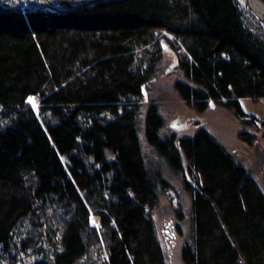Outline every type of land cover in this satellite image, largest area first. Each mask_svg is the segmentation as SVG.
I'll return each instance as SVG.
<instances>
[{"label": "trees", "instance_id": "16d2710c", "mask_svg": "<svg viewBox=\"0 0 264 264\" xmlns=\"http://www.w3.org/2000/svg\"><path fill=\"white\" fill-rule=\"evenodd\" d=\"M252 24L238 0H107L69 12L0 3V255L41 236L49 243L31 264H167L138 136L142 89L165 41L185 77L174 83L182 101L264 125L239 103L264 98V39ZM162 125L151 102L146 140L191 197L182 263L264 264V182L206 129L176 140Z\"/></svg>", "mask_w": 264, "mask_h": 264}, {"label": "rangeland", "instance_id": "374dc122", "mask_svg": "<svg viewBox=\"0 0 264 264\" xmlns=\"http://www.w3.org/2000/svg\"><path fill=\"white\" fill-rule=\"evenodd\" d=\"M64 1L66 6L63 9H57L58 4L53 0H47V3L49 2L47 6L40 0H0V3L21 9L41 6L58 12H63L68 6L77 7L71 0ZM238 2L251 14L253 31L264 39V21L258 19L240 0ZM162 47H164L162 58L157 63L151 78L144 85L145 96L142 94L137 127L144 161L159 197L153 210V219L164 249L166 263L183 264L180 256L181 248L185 242H190L192 239L191 197L183 186L181 176L171 171L165 159L146 140L144 121L149 104L155 102L159 107L163 118L159 132L161 137L172 136L177 140L192 135L202 127L249 171L260 186L264 182V125L260 123L253 126L245 125L232 112L217 104L211 103L210 107L198 112L182 101L175 91L174 83L185 80L184 74L178 67L174 51L165 41H162ZM38 103L37 97L31 98V104L35 109ZM239 103L247 114L264 119V98L258 100L241 98ZM245 136L252 138L242 139ZM91 224L98 226L95 217H92ZM25 237L22 235L20 238L24 240ZM38 237L32 239L33 244L26 248L16 246L15 250H6L5 255H0V264H31L41 259L36 251L37 246L40 243L45 246L49 242L46 239L42 240L41 236ZM20 238L15 240L17 244H20ZM56 241L58 239L55 236L50 242ZM46 247H48L46 251L53 254L55 248H50V245ZM11 257L15 258L14 262L10 260Z\"/></svg>", "mask_w": 264, "mask_h": 264}, {"label": "bare ground", "instance_id": "6f19581e", "mask_svg": "<svg viewBox=\"0 0 264 264\" xmlns=\"http://www.w3.org/2000/svg\"><path fill=\"white\" fill-rule=\"evenodd\" d=\"M43 5L48 4L47 0H40ZM55 1L58 6L57 9H63L66 6L64 0H53ZM247 8L260 20L264 21V5L259 0H240ZM50 5V4H49ZM48 5V6H49ZM47 6V5H46ZM82 11V10H81ZM77 12V11H76ZM144 89V88H143ZM145 91V90H144Z\"/></svg>", "mask_w": 264, "mask_h": 264}, {"label": "water", "instance_id": "95a60500", "mask_svg": "<svg viewBox=\"0 0 264 264\" xmlns=\"http://www.w3.org/2000/svg\"><path fill=\"white\" fill-rule=\"evenodd\" d=\"M107 0H91L89 3L87 4H82L80 6H77V7H70L68 6V8L66 10H64L63 12H69V11H74V10H78V9H82V8H88V7H91V6H94V5H97V4H100L102 2H105ZM52 12H58V11H55V10H51ZM164 49V47H163ZM142 93L143 95L145 96V91L144 89H142Z\"/></svg>", "mask_w": 264, "mask_h": 264}, {"label": "snow or ice", "instance_id": "6c2138e0", "mask_svg": "<svg viewBox=\"0 0 264 264\" xmlns=\"http://www.w3.org/2000/svg\"><path fill=\"white\" fill-rule=\"evenodd\" d=\"M29 102H31V100Z\"/></svg>", "mask_w": 264, "mask_h": 264}]
</instances>
